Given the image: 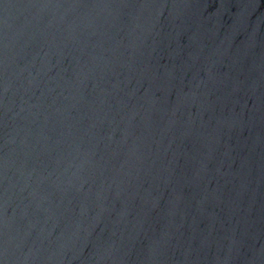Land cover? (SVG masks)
Returning <instances> with one entry per match:
<instances>
[{"label": "water", "instance_id": "1", "mask_svg": "<svg viewBox=\"0 0 264 264\" xmlns=\"http://www.w3.org/2000/svg\"><path fill=\"white\" fill-rule=\"evenodd\" d=\"M0 264H264V0H0Z\"/></svg>", "mask_w": 264, "mask_h": 264}]
</instances>
